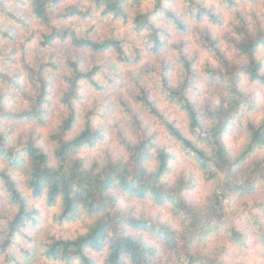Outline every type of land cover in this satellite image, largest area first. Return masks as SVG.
Wrapping results in <instances>:
<instances>
[{"label": "trees", "instance_id": "trees-1", "mask_svg": "<svg viewBox=\"0 0 264 264\" xmlns=\"http://www.w3.org/2000/svg\"><path fill=\"white\" fill-rule=\"evenodd\" d=\"M0 0V16L28 25ZM28 6L37 25L36 32L23 36L21 56L0 48V264H228L224 246H209L223 234L234 246L246 247L250 237L236 225L242 212H231L232 201L247 198L264 189V112L248 117L258 109L257 97L244 91L245 80L264 92V25L254 13L238 10L236 0H218L230 13L225 21V38L230 54L220 50L219 41L207 30L192 29L188 21L224 25L198 0H182L185 19L170 11L167 0H11ZM264 10V0H247ZM108 22L106 31H96L95 20ZM227 22V23H226ZM169 25L194 42L214 61L201 69L206 81L218 85L212 104L199 106L189 93L196 81L199 59L188 53L184 42L172 46L173 66L161 60L144 69L149 87H139L133 99L147 113L167 140L184 153L211 184L210 192L197 204L187 198L194 183L182 174L172 177L175 153L159 141L157 130L145 125L137 113H129L130 136L118 133L120 156L104 152L102 159H91L85 151L104 139V133L90 111L79 115L83 86L94 91L102 87L97 77L102 67H82L79 57L64 60L46 56L56 44H67L78 52L111 54L122 65L141 59L139 49L126 35L125 28L155 54L166 49ZM0 39L12 35L0 27ZM35 43L41 51L27 57V46ZM28 61V62H27ZM20 64V66H19ZM59 81L57 104L60 113L47 134L52 152L47 153L32 136L19 134L13 139L7 124L43 125L54 82ZM183 118V125L171 118L161 103ZM231 130H242L243 143L232 154L225 138ZM22 171L30 197L54 210L53 222L59 227L73 225L84 217L89 222L83 232L66 237L46 231L38 238L29 230L40 227L41 213L11 176ZM118 194L131 200L167 205L177 220L175 227L150 215L122 210ZM254 232L264 242V230L250 207L264 211V202L242 204ZM241 208V206H240ZM239 208V209H240ZM241 211V210H240ZM255 212V211H253ZM246 213V212H245ZM247 216V215H246ZM139 233L140 235H134ZM148 234L163 244L167 258L141 236ZM101 258L100 261L97 260Z\"/></svg>", "mask_w": 264, "mask_h": 264}, {"label": "rangeland", "instance_id": "rangeland-1", "mask_svg": "<svg viewBox=\"0 0 264 264\" xmlns=\"http://www.w3.org/2000/svg\"><path fill=\"white\" fill-rule=\"evenodd\" d=\"M198 1L202 2L207 8L212 9L216 15H221L220 18L224 25L208 22L196 25L188 21V26L192 29L209 30L219 41L220 50L229 55L230 50L225 41L228 29L224 26L225 21L228 22V20H230V13L219 4L218 0ZM236 2L239 5V11L245 14L247 13V15H252V13H254L264 25V10L259 5V2L254 4L249 3L247 0H236ZM7 5L8 8L12 9L29 28V30H26L22 24L12 22L0 16V27L2 30L8 31L13 39L12 41L0 39V48L5 53L11 49L16 50L18 52V58L21 56L19 43L24 39L23 36L31 32H36L38 27L32 19L28 6L23 7L12 4L11 0L7 1ZM166 6L170 11L176 13L180 19L188 20L185 19L184 16L182 0H167ZM95 25L96 31L94 32V35L98 34L99 31L104 32L108 28V22L102 20L100 17L96 18ZM161 26L167 29L169 37L165 40L166 49L160 55L153 53L140 39L131 36L127 29L119 27L117 33L128 36L127 38L133 41L134 46L139 49L141 59L136 63L122 65L117 63L111 54L99 56L89 52H78L70 48L67 44H56L53 49L46 52V56H51L53 60L58 59L59 61L64 60L67 56L79 57L84 69H88L94 65L102 67L103 74L97 77V81L102 89L100 91H94L87 86H83L81 91L82 99L77 104L79 115H84L91 111L95 116L96 124L104 133V139L97 145V147L85 151V155L88 158L100 160L103 158L104 152H109L113 156H120L122 154L121 149L117 146L116 136L118 133L130 136L129 113H126V109H130L132 113H137L143 120L144 124L149 126L151 130H157L159 133V141L165 142L175 153L176 159L172 163V177L182 174L193 181V189L188 192L187 198L193 204H197L209 194L211 184L204 180L199 168L184 153L180 152L171 141L167 140L163 132L159 130L153 123L152 119L148 117L147 113L135 103L133 97L139 87L150 86V82L144 74V69L149 66H156L163 59H165L166 62L171 63L172 68L174 69V59L171 48L180 41L184 42L188 53L196 54L199 58L195 65L197 75L194 90L189 93L190 98L199 106L204 103L212 104L215 100V93L220 90V87L208 83L204 78L201 69L206 64L214 65V61L209 54L194 42L193 37L191 35L181 36L176 33L172 27L165 25L164 23H162ZM39 52L41 51L35 43H31L27 46V57L31 58L35 53ZM262 56H264V52L262 53ZM58 87L59 81L57 80L54 82V86H52L47 106L48 116L43 125H38L36 123L7 124V128L12 130L13 139L19 134H22L24 138L32 136L38 140V144L47 151V153L51 154L52 147L47 140V134L54 125L57 115L60 113L57 104ZM242 88L244 91L253 90L257 97L258 109L255 113L251 112L248 117H252V119L260 118L261 113L264 112V92L257 87H252L245 80L242 81ZM161 106L169 112L172 119L177 120L179 124L183 125V118L175 111V109L162 103ZM225 143L230 152L235 154L238 151L239 146L243 143L242 130H231L225 138ZM260 153H264V150ZM0 167H6V164L0 161ZM11 176L18 182L19 188H21L28 197L30 205L41 213L40 227L29 230L30 236L38 238L40 235H43L44 232L51 231V233L69 237L75 235L77 232L81 233L86 229L89 222L86 217L73 225L64 227H59L54 224V210L47 208L42 201L34 200L30 197L24 187L25 179L22 171H12ZM255 201L264 202V189L256 191L247 198H237L232 201V205L230 206L231 212L239 211L240 214L242 212L241 218L238 219L236 225L239 229L243 230L248 237H250L246 247L232 245L226 240V238H224L223 234L212 238L208 243L209 246L212 247L221 245L226 248L225 260L228 264H264V242H262L254 232V225L248 217V211L244 210L248 207L242 205L244 203L252 205ZM118 202L122 210L133 209L136 214L157 217L175 227H179L177 220L171 214L170 208L167 205L154 206L149 201L131 200L121 194H118ZM251 212L257 215L258 222L264 230V211H259V209L255 207H250V213ZM0 213H7V208H5L3 204L0 206ZM133 234L140 235L139 233L134 232ZM141 236L149 245L154 246L159 250L161 259L167 258L168 255L161 242L148 234H142ZM97 260L100 261L101 258L97 257Z\"/></svg>", "mask_w": 264, "mask_h": 264}]
</instances>
